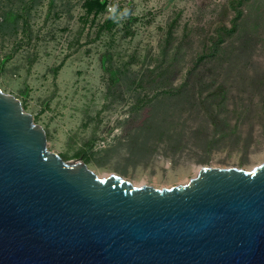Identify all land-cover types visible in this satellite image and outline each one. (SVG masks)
Listing matches in <instances>:
<instances>
[{
  "label": "rangeland",
  "instance_id": "obj_1",
  "mask_svg": "<svg viewBox=\"0 0 264 264\" xmlns=\"http://www.w3.org/2000/svg\"><path fill=\"white\" fill-rule=\"evenodd\" d=\"M109 1L105 15L87 19L85 0H38L29 12L27 0H0V18L28 21L0 34V88L44 128L48 150L99 178L159 190L189 184L204 167L262 165L264 0ZM114 16L117 27L100 31ZM184 84L204 95L224 85L220 120L171 99ZM153 105L181 137L143 135L139 151L134 138Z\"/></svg>",
  "mask_w": 264,
  "mask_h": 264
},
{
  "label": "water",
  "instance_id": "obj_2",
  "mask_svg": "<svg viewBox=\"0 0 264 264\" xmlns=\"http://www.w3.org/2000/svg\"><path fill=\"white\" fill-rule=\"evenodd\" d=\"M47 144L0 88V264H264V163L159 190Z\"/></svg>",
  "mask_w": 264,
  "mask_h": 264
},
{
  "label": "trees",
  "instance_id": "obj_3",
  "mask_svg": "<svg viewBox=\"0 0 264 264\" xmlns=\"http://www.w3.org/2000/svg\"><path fill=\"white\" fill-rule=\"evenodd\" d=\"M28 7L26 8V12H29L33 7H35L38 0H27ZM110 6L109 0H85L83 4V9L85 10V16L86 18H90L93 16L94 19H97L100 15H105L108 11V8ZM12 20V21H11ZM23 22L25 25L28 26V21L25 18L24 15L18 13L13 14L12 11H9L7 13H4L2 15V18H0V34L8 33L11 28L13 29V33L16 34L18 31V24ZM118 25V21L116 20V17H111L107 19L103 25L100 26V31H113L114 28H116ZM239 27L238 23L235 22L233 26V31ZM214 55V52L210 53V57ZM204 58V57H202ZM201 58V59H202ZM256 85V84H255ZM259 89L262 87L264 88V80L263 83L256 85ZM229 91L224 85L214 86L209 93L204 95L202 92L195 93L193 90H190L188 88L187 84L181 85L177 89L170 91L169 95L171 99H176V101H180L182 104L187 105L189 107V110L195 109L198 115L203 114L205 116H209L214 121L220 120V114H216L219 111V108L226 106L228 102V94ZM141 107V106H140ZM152 107V108H151ZM150 107V110L145 115L144 122L140 128L141 134L138 136H135L134 144L136 145V149L139 151H143L145 149V145L139 143L140 138L145 135L146 139L154 138V136L158 137H164L166 132H169V138L176 137L179 139L181 137V134L176 132V130H173L172 127L166 131L163 126L162 122L160 121V118L162 119L161 110L157 105H153ZM139 108V107H138ZM216 124V122H215ZM173 130V131H172ZM193 135L198 134L201 132L199 128L191 131ZM86 163L90 162V159H85Z\"/></svg>",
  "mask_w": 264,
  "mask_h": 264
}]
</instances>
